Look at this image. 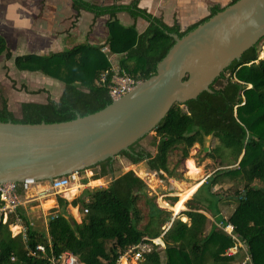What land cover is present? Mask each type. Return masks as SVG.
<instances>
[{
  "label": "trees",
  "instance_id": "trees-1",
  "mask_svg": "<svg viewBox=\"0 0 264 264\" xmlns=\"http://www.w3.org/2000/svg\"><path fill=\"white\" fill-rule=\"evenodd\" d=\"M70 2L73 10L89 12L93 20L108 16L105 40L95 43L86 37L48 54L16 55L14 65L18 70L40 73L61 82L62 92L58 101L22 102L20 117L9 109L7 98L0 95V121L59 122L105 107L112 98L107 85L98 79L104 72L110 78L114 67L101 51L103 45L111 53L119 54L120 70L135 80H145L155 73L157 63L174 44L170 33L182 37L224 7L211 6L206 17L181 29L178 23L168 25L139 7V0L127 4L114 0L106 5L90 0ZM121 12L134 21L138 17L145 19L147 27L139 33L135 24H122L117 17ZM262 40L222 72L211 85L213 92L203 91L195 99L170 107L153 129L157 139L154 154L141 147L139 141L130 146V151L118 154L133 164L145 160L151 171L173 176L176 170V164L170 166L173 151H181L180 162H184L194 144L200 149L205 137H215L217 145L205 157L218 160L219 168L198 187L187 201L186 210L173 216L171 210L160 207L156 197L148 194L145 181L128 170L113 177L106 187L84 189L71 201L58 196L57 209L50 214L45 232L34 229L19 207L18 214L28 226L27 239L23 241L20 235H11L8 224L14 221L12 216L7 223L0 222V264H48L45 258L28 253L37 244L55 255L69 251L85 264H115L130 246L139 244L149 247L144 249L138 264H233L246 255L247 264H264V56L257 60ZM3 52L7 59L12 57L5 38L0 35V55ZM24 90H27L25 86ZM95 166L99 171L93 179L112 173L111 159ZM225 177L241 186L233 192L234 208L227 218L220 214L219 207V202L224 203L225 199L211 190ZM17 191L23 194L21 188ZM171 200L172 205L177 198ZM68 205L82 212L80 222L66 213ZM207 214L214 219L208 231ZM219 222L233 225L247 254L243 251L236 255L223 254L230 239L217 227ZM154 239H160L163 245L153 242ZM220 247L222 253L218 251Z\"/></svg>",
  "mask_w": 264,
  "mask_h": 264
},
{
  "label": "water",
  "instance_id": "water-1",
  "mask_svg": "<svg viewBox=\"0 0 264 264\" xmlns=\"http://www.w3.org/2000/svg\"><path fill=\"white\" fill-rule=\"evenodd\" d=\"M174 44L156 71L105 107L59 122L0 121V184L89 169L153 131L174 103L195 99L264 37V0H236Z\"/></svg>",
  "mask_w": 264,
  "mask_h": 264
},
{
  "label": "rangeland",
  "instance_id": "rangeland-1",
  "mask_svg": "<svg viewBox=\"0 0 264 264\" xmlns=\"http://www.w3.org/2000/svg\"><path fill=\"white\" fill-rule=\"evenodd\" d=\"M90 1H93V2H96L99 4H103V5L110 4V3L114 2V0H90ZM116 1L120 2V3H126L127 4V3H130L132 0H116ZM141 3L144 4V6H147L146 9H150V5H149L150 1L149 0H139V3H138L139 7L143 6ZM166 6H168V5L166 4ZM12 7H14V8L19 7L21 9L27 11V13H30V14L31 13L39 14L43 10H50V11L56 10L55 15L58 16V18L64 17L63 20L57 19L58 20L57 25L60 24L65 19L68 20L66 18L67 16H65V15L69 14V11L71 9L70 8V1H68V0H0V35L5 34L6 30L8 29V25H6V18L4 17V15L6 14V10L9 8H12ZM51 13H53V12H51ZM32 18H33V20H35L33 14H32ZM39 19L40 18H38V20ZM85 21L86 20H84L83 25H82V31H81L82 33L79 35V37L81 39H85V36H86L85 34H86V32L88 33V31H86L87 28L85 27L86 24H84ZM70 23L72 24V27H73L74 21L72 20ZM68 24H69V22H68ZM62 27L63 26H60V30H62ZM96 29H97L96 33L100 34L101 29H102L100 27V24H99V26H96ZM103 29L106 31L105 27H103ZM29 30H32V29H29ZM35 31L36 30L31 31L30 35H33ZM18 35L20 38V34H18ZM93 37L95 39H97V37H95L94 35H93ZM17 41H18V44L16 45L17 48L15 47L16 48L15 49L14 45H13L14 49H12V51H10L11 55H12V57L10 59H7L5 57V52H3L0 55V95L7 98L8 105H9V101L11 100L10 108L13 110V113L16 117H20V102L18 100H15V96L19 95V94H17V92H21L24 90L25 82L27 80L26 77H28L30 75H34V77H36V76H35V74H29L30 72L27 73V72L20 71L15 67V65H14V57H15L14 53L17 54L18 52H20L19 45L21 43V41H19L18 38H17ZM11 42H13V40ZM6 43H7V41H6ZM259 45H260V43H259ZM60 47H62V44ZM110 54L113 57L114 53L110 52ZM115 56L112 59V61H114V59L119 60V58H118L119 56L117 55L116 58H115ZM225 75L228 76L229 73L226 72ZM36 81L38 82V80H36ZM219 84L220 83H216L215 86L217 87V86H219ZM42 97H44V95ZM49 99L50 98H48V100ZM58 99H57V101H58ZM156 140L157 139L155 137V132L151 131L150 133H148L145 137H143L139 141V145L141 147H143L145 150L154 154L155 153ZM215 145H217V139L213 136H207V137H205V144L202 148L199 149L198 144H194L193 147L190 148L188 159L192 158L194 160V163L196 164V166L198 168H200V170H201L200 173L196 175V177L188 174L189 169H188V166L186 165V161L188 159L185 160L184 162H180L181 151H178V152L173 151L170 154V166L173 167L174 164H176V170H175V174L173 176H168L163 171H160V172L151 171L147 167L145 160L133 164L125 156L116 155L115 158L112 160V173H109L108 175L101 176L100 177L101 178L100 183L93 182V183H90L89 186H86V187L82 186L81 188H79V191L76 195H74L71 198H68L67 197L68 191L72 190L76 186L77 183L78 184L79 183L87 184L88 179L86 178V179L82 180V178H81L80 181L71 183L69 185L70 190L66 189L63 192H61V194L55 193L54 191L49 189L47 182H44V183H42V185H39L36 188L29 189L27 191V193H25L21 197L20 207L25 206L24 208L27 209V211L29 213V214H27V216H28V219L30 220V222L32 223L31 224L32 227L38 231L45 232L47 229V221H48L50 214L55 213L56 210H53V209H57V197L58 196L65 197V199H67L68 201H71L72 199H74L75 197L80 195L84 189L99 187L96 185H99L101 183L102 184L106 183L108 185L109 181L113 177H116L125 171L133 170L136 173V175H138L140 178H142L145 181V183L147 184V187H148V194L150 196L156 197L157 204L160 207H164V208L171 210L173 213V216H176L178 213H176L172 207L179 200L178 194L182 193L184 196L185 195L187 197L189 196L188 199H186V198L184 199L183 208L180 209V211H179V213H180L181 211L187 209V201L193 197V195H194L195 191L198 189V187L209 177V175H211L215 170H217L219 168L218 160L205 157V154L209 153L212 150V148L215 147ZM231 167L234 168L235 166H231ZM89 170L93 171V174H95L99 171V167L98 166L91 167V168H89ZM88 172H90V171H88ZM194 186H195V188L192 191H190L191 188ZM238 186L241 187L240 185L236 184L235 181H232L231 179L225 177L221 183L216 184V185L212 186V188H211L213 193L220 195L223 199H225L224 203H222V201L219 202V207L221 210L220 214L224 218H227L234 208V201L231 197L234 195L233 192L235 191V189L238 188ZM42 188L47 189L46 190L47 195L45 197L39 198L37 196V191L41 190ZM189 191H190V193H188ZM26 194H27V196H25ZM172 197H176L177 200L174 201L173 204L171 205V203H172L171 198ZM30 199H37V200L25 202L26 200L28 201ZM22 201H24L25 203ZM213 203H215V202L213 201ZM213 206L215 207L216 205L213 204ZM72 211H73V209L71 208V205H68L66 208V213L68 215H71L77 222H80L78 213L75 214ZM76 211H78V210H76ZM82 216H83V214L81 212L80 218ZM182 217L185 218L184 216H181V219H182ZM208 219L209 220H208L207 225H206V231H208L211 224L214 223L213 216L209 215ZM183 221H186V220H183ZM153 242L158 243L160 245H163L157 239H154ZM147 246L149 247V245H147ZM147 246H145V247H147ZM218 251L220 253H222L223 250L220 247V248H218ZM241 262L242 261H234L233 264H240Z\"/></svg>",
  "mask_w": 264,
  "mask_h": 264
},
{
  "label": "crops",
  "instance_id": "crops-1",
  "mask_svg": "<svg viewBox=\"0 0 264 264\" xmlns=\"http://www.w3.org/2000/svg\"><path fill=\"white\" fill-rule=\"evenodd\" d=\"M149 1H150L149 4L150 9H147V11H149L150 13H152L157 17L162 18V20L168 25H172L173 23H178L181 29H186L188 26L206 17L209 14L211 6L215 4L226 6L231 2V0H149ZM166 4L168 6H166ZM142 5H143L142 8L146 9L147 6H144V4ZM70 8H71V2H70ZM55 12L56 10L53 11L43 10L41 13L38 12L39 14L36 13L30 14L19 7L18 8L12 7L7 9L4 17L6 18V25H8V29L5 32L6 35L3 34L1 36H3L7 41V46L9 47V50L12 51V49H14L15 47L17 48L16 46L18 44L17 38L19 39V41H21V43L19 45L20 52H18L17 54L14 53L15 56L18 54L21 55L28 53L48 54L50 52L62 50L66 47H69L71 44L75 42L84 40L79 37V35L82 33L81 31L84 20H86L84 24H86L85 25V27L87 28L86 31H88V33L86 32L85 34L86 35L85 38L88 37V39L91 42L101 43L105 40L108 34V30L106 27V22L108 20L107 15L100 16L93 20V15L91 13L86 11H80L79 13H77L75 10L71 8L69 14L65 15L67 16L66 18L68 20L65 19L64 21H62L60 24L57 25L58 23L57 19L63 20L64 17L58 18V16L55 15ZM32 14L34 15L35 20H33ZM117 17L120 20V22L126 26L135 24V28L139 33L145 30V28L148 25V22L145 19L138 17L134 21L127 13L124 12L118 13ZM38 18L40 19L38 20ZM72 20L74 21L73 27L72 24L70 23ZM67 21L69 22V24ZM99 24L100 27L102 28L100 34L96 33L97 30L96 26H99ZM60 26H63L62 30H60ZM103 27H105L106 31L103 29ZM33 30L36 31L34 32L33 35H30L31 31ZM18 34H20V38ZM93 35L97 37V39H95ZM12 40L13 42H11ZM61 44L62 47H60ZM113 55L119 56V54H113ZM117 63H118V59H114V61H112V66L114 68L118 67ZM23 72L28 73V71H23ZM29 74H35L36 77H34V75H30L26 77L27 80L25 82V86L27 90L17 92V94L19 95L15 96V100H18L20 104L22 102L45 103L48 101V98L57 101V99L59 98L62 92L63 85L61 82L46 77L40 73L30 72ZM36 80H38V82ZM39 89H43V90L40 92H35V90L38 91ZM43 95L44 97H42ZM10 105H11V100L9 101L8 106L9 109L13 111L10 108ZM91 172L93 174V171ZM87 173L90 175V172ZM93 175L90 178H88L87 184H84L83 187L89 186V184L93 183L94 180L97 179L101 180L100 177L97 179H93ZM96 186L106 187L107 184L101 183ZM23 195L24 193L21 194V196ZM25 196H27V194ZM32 200L36 201L37 199H30L28 201L26 200L25 202H29ZM24 207L21 206L20 208L24 211L26 217H28L27 214L29 213L27 209ZM71 208L78 210V208L76 207L74 208L73 206H71ZM17 213H19V211H17ZM77 213L79 215V220L81 221L79 211H77ZM209 215L210 214H207V216ZM9 216H12L14 218V221L8 224V228L10 230L11 235L16 236L14 231L17 228L13 227V223L16 222L15 217L11 213L10 214L3 213L2 203H0V222L7 223ZM22 240L25 241L23 238Z\"/></svg>",
  "mask_w": 264,
  "mask_h": 264
},
{
  "label": "built area",
  "instance_id": "built-area-1",
  "mask_svg": "<svg viewBox=\"0 0 264 264\" xmlns=\"http://www.w3.org/2000/svg\"><path fill=\"white\" fill-rule=\"evenodd\" d=\"M101 51L108 56V59L112 62L114 58L110 54V49L107 45H103L101 47ZM264 56V37L261 42V50L259 52V56L257 58L260 59ZM256 60V62H257ZM109 79V80H108ZM99 83H103L107 85L109 95L113 99H117L122 95L129 92L138 80H135L129 74H127L124 70H120L118 67L114 68L112 76L108 78V72L101 73L99 79ZM90 171V175L87 173ZM92 172L89 169H84L81 171H74L69 174H65L62 176L55 177L52 182H47L49 189L54 191L55 193L61 194L66 189H69V185L73 182L88 179L92 176ZM44 182L35 181L32 178H27L20 183H5L0 184V203H2V210L5 214H12L15 217L16 222L13 223V227L15 229V235H21L22 238L26 241L27 239V231L28 226L23 223L21 217L17 213V209L21 204V194L18 193L17 188H21L23 193H27V191L31 188H36L39 185H42ZM76 185L83 186V183H77ZM44 187V186H43ZM47 189L42 188L37 191V196L39 198L45 197L47 195ZM65 198V197H64ZM32 223H30L31 225ZM217 226L221 228L228 238L230 239V245H228L223 254L226 255H236L237 253L243 251L246 253V246L243 244L237 237L234 232V227L231 223L223 224L222 222L217 223ZM161 243L162 241L158 239ZM163 244V243H162ZM146 245H133L130 246L117 260L115 264H138L139 261L143 257V251L146 248ZM145 247V248H144ZM28 253L33 256H41L48 261V264H85L81 262L76 255L69 251H63L62 253L55 255L50 250V253L46 251V248L42 244H37L33 249H29ZM13 259V258H12ZM249 260L248 255L244 256L242 262L240 264H247Z\"/></svg>",
  "mask_w": 264,
  "mask_h": 264
},
{
  "label": "bare ground",
  "instance_id": "bare-ground-1",
  "mask_svg": "<svg viewBox=\"0 0 264 264\" xmlns=\"http://www.w3.org/2000/svg\"><path fill=\"white\" fill-rule=\"evenodd\" d=\"M186 165L188 166V169H189V170H188V174H189V175H192V176L196 177V175L199 174L200 171H201L200 168H198V167L196 166V164L194 163V160H193L192 158H191V159L189 158V159L186 161ZM195 179H196V178H195ZM100 181H101V180H99V179L94 180L95 183H100ZM79 188H81V186H79V185H76L72 190H70V188H69L70 191L67 190V191H68V195H67V197H68V198H71V197H73L74 195H76V194L78 193V191H79ZM179 188H180V187H179ZM194 188H195V186L192 187L190 191H192ZM190 191H189L188 193H190ZM178 196H179V200H178V201L176 202V204L172 207L176 213H179L180 209L183 208V201H184L185 198H187V196H186V195L184 196L182 193H179ZM174 211H173V212H174ZM72 212L75 213V214H77L76 209H73ZM182 218H183V217H182ZM185 218H186V217H185ZM185 218H183V219L186 220Z\"/></svg>",
  "mask_w": 264,
  "mask_h": 264
}]
</instances>
